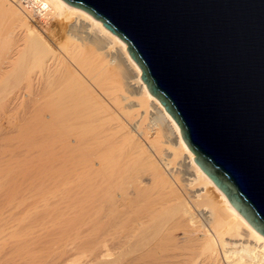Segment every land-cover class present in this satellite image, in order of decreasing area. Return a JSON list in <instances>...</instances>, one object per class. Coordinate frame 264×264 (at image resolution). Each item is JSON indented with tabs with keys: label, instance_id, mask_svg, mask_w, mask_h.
<instances>
[{
	"label": "bare ground",
	"instance_id": "1",
	"mask_svg": "<svg viewBox=\"0 0 264 264\" xmlns=\"http://www.w3.org/2000/svg\"><path fill=\"white\" fill-rule=\"evenodd\" d=\"M0 11V96L37 131L39 159L73 190L109 197L103 261L131 248L135 264H264V238L196 166L122 41L62 0H0ZM129 204L131 237L114 248Z\"/></svg>",
	"mask_w": 264,
	"mask_h": 264
},
{
	"label": "water",
	"instance_id": "2",
	"mask_svg": "<svg viewBox=\"0 0 264 264\" xmlns=\"http://www.w3.org/2000/svg\"><path fill=\"white\" fill-rule=\"evenodd\" d=\"M126 45L196 166L264 238V0H62Z\"/></svg>",
	"mask_w": 264,
	"mask_h": 264
},
{
	"label": "rangeland",
	"instance_id": "3",
	"mask_svg": "<svg viewBox=\"0 0 264 264\" xmlns=\"http://www.w3.org/2000/svg\"><path fill=\"white\" fill-rule=\"evenodd\" d=\"M0 13L3 35L10 21ZM4 99L0 96V264H68L73 259L81 264H135L131 248L103 261L100 199L109 197L73 190L54 161L39 159L37 131L24 125L22 114L10 110ZM115 194L114 189L111 196ZM129 205L117 227L120 237L111 242L114 248L131 237L135 215ZM163 257L150 264H160Z\"/></svg>",
	"mask_w": 264,
	"mask_h": 264
},
{
	"label": "built area",
	"instance_id": "4",
	"mask_svg": "<svg viewBox=\"0 0 264 264\" xmlns=\"http://www.w3.org/2000/svg\"><path fill=\"white\" fill-rule=\"evenodd\" d=\"M40 9V8H39ZM41 10V9H40ZM42 12V11H41Z\"/></svg>",
	"mask_w": 264,
	"mask_h": 264
}]
</instances>
